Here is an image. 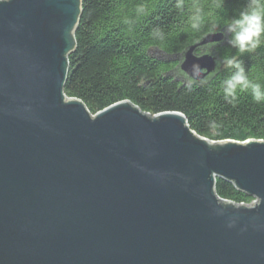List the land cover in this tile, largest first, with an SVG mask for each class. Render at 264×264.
Segmentation results:
<instances>
[{"label": "water", "instance_id": "obj_1", "mask_svg": "<svg viewBox=\"0 0 264 264\" xmlns=\"http://www.w3.org/2000/svg\"><path fill=\"white\" fill-rule=\"evenodd\" d=\"M81 0H0V264H264V140L63 91ZM176 57L206 69L225 41ZM252 196L219 197L215 177Z\"/></svg>", "mask_w": 264, "mask_h": 264}, {"label": "trees", "instance_id": "obj_2", "mask_svg": "<svg viewBox=\"0 0 264 264\" xmlns=\"http://www.w3.org/2000/svg\"><path fill=\"white\" fill-rule=\"evenodd\" d=\"M141 3L148 6L149 14L136 18L134 9ZM201 3L206 11H213V16L196 32L187 24V10L180 13L174 0H81L75 47L67 55L64 93L80 99L92 114L129 100L151 115L182 112L189 128L212 140H264V103H256L250 93H240L232 106L220 92L221 82L231 72L220 61L228 56L241 59L249 79L264 86V44L242 55L226 40L213 46L219 66L206 76V84H194L191 90L177 75L173 57L207 33L213 19L222 25L237 15L246 0H225L220 10L212 9V0ZM125 19L135 22L130 26ZM154 28L163 31L164 40L151 35ZM153 50L162 56L154 55ZM210 122H215L217 129L212 130ZM214 188L219 197L236 203L247 204L253 199L223 177H215Z\"/></svg>", "mask_w": 264, "mask_h": 264}, {"label": "clouds", "instance_id": "obj_3", "mask_svg": "<svg viewBox=\"0 0 264 264\" xmlns=\"http://www.w3.org/2000/svg\"><path fill=\"white\" fill-rule=\"evenodd\" d=\"M225 0H212V9L220 10L224 6ZM174 7L182 14L186 13L188 26L200 32L204 28L206 18L213 16V11H206L201 0H174ZM135 17L140 18L149 14L146 4H138L134 9ZM134 20L125 19L124 23L134 24ZM207 31L215 35L220 33L222 38H226L227 44L238 50L242 55L252 53L264 44V0H246L244 7L237 15L229 17L221 25L213 19ZM151 35L159 40H164L165 35L159 28H154ZM213 45L208 44L196 49L192 55L197 59L204 55H211ZM186 61V55H181L177 63V75L184 80L185 87L191 90L194 84L204 85L207 83L205 76L206 69L198 63H192L189 69L185 70L182 65ZM220 63L226 69L231 70L230 75L220 84V92L227 104L235 106L240 93H250L256 103H264V86L258 82L250 80L243 61L237 56L223 58ZM215 122H210L212 130L217 129Z\"/></svg>", "mask_w": 264, "mask_h": 264}, {"label": "rangeland", "instance_id": "obj_4", "mask_svg": "<svg viewBox=\"0 0 264 264\" xmlns=\"http://www.w3.org/2000/svg\"><path fill=\"white\" fill-rule=\"evenodd\" d=\"M154 55L156 56H162L161 52H159L158 50H153L152 51ZM165 57V56H164Z\"/></svg>", "mask_w": 264, "mask_h": 264}, {"label": "built area", "instance_id": "obj_5", "mask_svg": "<svg viewBox=\"0 0 264 264\" xmlns=\"http://www.w3.org/2000/svg\"><path fill=\"white\" fill-rule=\"evenodd\" d=\"M252 201H254V199H252Z\"/></svg>", "mask_w": 264, "mask_h": 264}]
</instances>
